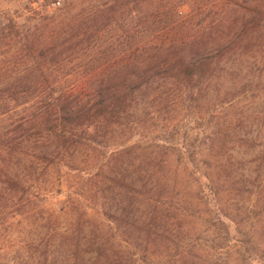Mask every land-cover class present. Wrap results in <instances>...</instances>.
<instances>
[{"label": "trees", "instance_id": "16d2710c", "mask_svg": "<svg viewBox=\"0 0 264 264\" xmlns=\"http://www.w3.org/2000/svg\"><path fill=\"white\" fill-rule=\"evenodd\" d=\"M41 1L31 7L37 19L28 25L21 50L27 74L20 72L15 83L26 94L42 96L23 98L26 114L18 123L23 139L5 148L12 159L26 140L47 137L50 143L38 147V154L53 166L81 156L95 157L103 142L100 135L106 139L113 127L128 125L129 117L143 109V96L155 86L162 89L159 94H173L183 101L208 94L226 55L244 40L264 33V8L258 5L250 20L234 24L242 31L225 39L230 18L196 24L191 12L208 7L192 0H66L61 8L51 5L52 0ZM19 27L16 18L5 13L0 43ZM38 72L44 80L34 79ZM107 161L109 171L100 182L107 190L98 198L94 195V202L105 200L98 212L107 228L99 232L91 223L85 227L88 214L77 208V225L67 230L78 235L74 245L78 263L207 264L213 251L197 242L193 205L186 199L189 180L162 174L169 162L159 160L158 154L148 162L143 183L142 178L126 179L125 165L117 156ZM233 165L228 160L216 167L217 175L230 170L226 187L208 177L212 184L206 187L217 198L218 220L237 234L248 228L251 237L262 239L264 147L257 167L240 180L233 176ZM223 190L230 194L226 196L238 197V203L227 205ZM240 201H244L241 206Z\"/></svg>", "mask_w": 264, "mask_h": 264}, {"label": "rangeland", "instance_id": "374dc122", "mask_svg": "<svg viewBox=\"0 0 264 264\" xmlns=\"http://www.w3.org/2000/svg\"><path fill=\"white\" fill-rule=\"evenodd\" d=\"M33 1L0 0V28L5 13L20 24L18 32L0 43V264H79L74 252L78 235L67 230L77 225V208L88 214L83 219L85 227L91 223L99 232L107 228L105 217L98 212L105 200L94 202V195L98 198L107 190L100 182L109 171L108 158L117 156L120 165H125L122 174L126 179L142 178L143 183L146 166L156 154L159 160L169 162L162 174L170 178L177 174L191 184L186 199L193 205L197 242L213 251L207 264H264V236L257 240L248 228L241 234L228 230V223L218 220L217 198L206 187L212 184L208 177L225 187L229 184L230 170L220 171L219 176L216 170L228 160H232L233 176L239 180L257 167L264 147V33L244 40L226 55L208 94L183 101L173 94H159L162 89L155 86L143 96V109L129 117L128 125L113 127L106 139L100 135L103 142L95 157L81 156L53 166L38 154V147L50 143L47 137L26 140L12 159L5 148L23 139L18 127L26 114L23 98L42 96L39 92L26 94L15 83L20 72L27 74L21 50L26 46L28 25L37 19L31 11L32 6L37 7ZM65 1L52 0L51 5L61 8ZM192 1L208 7L191 12L196 24L230 18L223 31L225 39L242 31L234 26L238 20H250L256 15L255 7L264 8V0ZM261 13L264 15V9ZM35 78L45 79L39 72ZM223 195L231 207L239 201L226 196L230 195L227 190Z\"/></svg>", "mask_w": 264, "mask_h": 264}, {"label": "built area", "instance_id": "2783aa9c", "mask_svg": "<svg viewBox=\"0 0 264 264\" xmlns=\"http://www.w3.org/2000/svg\"><path fill=\"white\" fill-rule=\"evenodd\" d=\"M57 5H60L61 3H60V1H57V3H56Z\"/></svg>", "mask_w": 264, "mask_h": 264}]
</instances>
